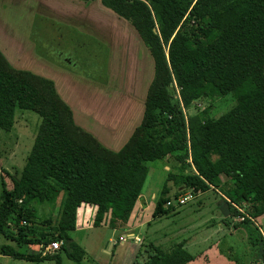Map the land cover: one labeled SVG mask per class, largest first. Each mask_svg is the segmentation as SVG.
I'll return each instance as SVG.
<instances>
[{
    "label": "trees",
    "instance_id": "trees-1",
    "mask_svg": "<svg viewBox=\"0 0 264 264\" xmlns=\"http://www.w3.org/2000/svg\"><path fill=\"white\" fill-rule=\"evenodd\" d=\"M99 1L136 30L152 58L141 119L110 150L74 123L50 79L13 67L0 51V129H10L16 108L40 119L21 170L0 175L9 180L0 192V237L9 244L0 246V255L60 264L57 253L40 251V244L56 240L79 262L85 252L68 234L76 207L94 205L92 225L107 215L113 227L139 196L147 162L162 160L168 169L152 216L171 210L165 203L177 194L168 196V183L192 195L214 188L223 196L224 218L242 217L232 227L256 233L255 259H264L253 223L264 214V0ZM172 82L176 97L166 93ZM227 93L234 104L216 118L184 112L194 100ZM41 203L57 205L54 219L37 216ZM136 257L137 264L193 259L183 241L166 248L142 242Z\"/></svg>",
    "mask_w": 264,
    "mask_h": 264
},
{
    "label": "rangeland",
    "instance_id": "rangeland-1",
    "mask_svg": "<svg viewBox=\"0 0 264 264\" xmlns=\"http://www.w3.org/2000/svg\"><path fill=\"white\" fill-rule=\"evenodd\" d=\"M43 1L48 3L46 0H0V49L7 53L12 51L15 54L16 51V54H22L19 56L18 65L23 64L24 68L15 67L18 69L40 74L39 67L29 61L38 58L47 63L49 68L68 71L70 75L64 77L69 80L73 77V84L69 85L71 96L79 101L89 95L94 99L91 102L98 103L102 108L101 125L113 127L105 123V120H113L114 125H117L131 105H140L144 85L142 82H145L149 71V79L151 78L152 60L147 49L145 50L131 25L108 9L100 7L97 1L88 5L89 16L84 21L81 18L82 13L79 12L82 11V6L76 0L60 1L59 7L53 4L59 11H52ZM52 3L54 2L50 0L49 4ZM45 74L41 73L42 76ZM56 80L62 82L60 78ZM166 93L171 97L177 96L174 82L166 87ZM233 104L232 93H227L212 99L194 100L184 108V112L189 115L203 111V120L206 121L216 118ZM139 120L140 117L132 118L122 129V139ZM39 122L40 119L34 112L16 108L10 129H0V175L3 171L14 175L21 170ZM84 123L89 128L93 127L90 120ZM96 132L101 140L113 141L107 145L108 149L119 148L122 139L115 145V137L110 138L101 131ZM99 142L101 143L100 140ZM147 165L148 172L140 194L145 196L147 202L154 203L165 181L167 170L164 169L162 160H153L147 162ZM4 175L0 178V192L1 183H9L8 177ZM168 185L169 197L174 193L177 197L188 192L177 191L170 183ZM221 197L223 198L217 190L210 187L204 192L193 194L182 204H177L176 198L170 199L169 204L165 203L171 207L169 212L161 216L147 213L144 220L148 218V222L135 229V237L125 235V241L131 239L139 245L150 241L161 248L183 241L185 249L193 255V259L185 264H202V251L207 248L217 250L218 257L213 260L214 264H263V258L255 259L258 253L256 233L242 226L232 227L240 221L241 216L220 217L225 208ZM36 209L37 216H50L52 219L58 212L57 205L52 206L49 203L38 204ZM238 211L243 213V208ZM253 223L264 243V214L253 219ZM120 233L121 230L112 231L110 227L102 224L70 231L68 234L71 239L85 252L82 260L76 262L67 258L60 248L51 254L57 253L60 264H137L140 257L135 254L136 258L128 263L124 258L126 249L123 250L119 243L116 244ZM2 244L9 242L0 237V246ZM23 250L24 247L21 248ZM208 254L210 257L211 252ZM129 255L130 260L132 256ZM0 264H55V261L44 259L31 262L0 255Z\"/></svg>",
    "mask_w": 264,
    "mask_h": 264
},
{
    "label": "crops",
    "instance_id": "crops-1",
    "mask_svg": "<svg viewBox=\"0 0 264 264\" xmlns=\"http://www.w3.org/2000/svg\"><path fill=\"white\" fill-rule=\"evenodd\" d=\"M46 1L48 3L44 2V1H43V3L47 7H49L52 11H54V10L59 11L58 9L54 8V5H55V7H59L60 6L59 2L60 1L64 2V0H59V1L51 0L52 2H54L51 5V4H49L50 0H46ZM76 1L79 2L80 5L82 6V11H79L80 14L82 13V16H81L82 21H84V18H87L89 16L88 12H87V8H88V5L91 4L92 2H96L97 1L98 5L100 7H102L105 10L108 9V8L104 7L103 5H101L99 0H88V1L76 0ZM71 2H72V0H71ZM73 10L74 9H72V11ZM108 11H111V10L108 9ZM112 13L115 14L114 12H112ZM144 48H145V50L147 49L145 46H144ZM0 51L4 55V57L9 62L10 65H13L14 67H20V68L22 67L23 64H21V66L18 65L19 56H22V54L18 55V53L16 54V51H15V54L12 51H8V53H7L3 49L2 50L0 49ZM3 51H5V53ZM24 55H26V54H24ZM151 60H152V58H151ZM29 61H32L33 65H37L39 67L38 73H40V74H37V75H39L41 77H44V78H47V79H50L52 81L55 91L57 92L59 97L70 108L74 123L76 125L78 123L79 127H81V128L83 127L82 129L85 128L86 129V130L84 129L85 131H87L89 133L91 132L93 136L95 135L94 137H96V139L98 141L100 140L101 144L105 145V146L103 145L104 147L107 148L111 143H113V141L110 142V141L105 140V139L101 140L100 136H98L96 131H101L104 135H107L110 138L111 137H113V138L115 137L114 142H116V144L115 143L114 144L117 145V143L119 141H121V139H122V134H121L122 133V129L125 128V126H127L129 124L131 119L134 118V117H135V119H138V117H140V119H141V115H142V111H143V102H144L145 92H146L147 86H148V84H149V82H150V80L152 78V74H153V64L152 63H151L152 64L151 78L149 79V77H150V71H149V73L147 75V78L145 79L146 83L142 82V84L144 83V85H143L142 98H141L140 105L138 103H135L134 105H131L130 108L128 107L129 109L125 112L124 117L121 119V122L118 123L117 125H114V121L113 120H110V121L109 120H105V123L109 124L110 126H113V127H106V125H101L102 119H100V117H102L101 115H103V114H101V112L103 113L102 108L99 106L98 103L91 102V100H94L93 98H90L89 95H88V96H85V97H88L89 99L85 98V99H87V100H85V99L81 98L82 101H81V99L79 101H77L76 98L71 96V94L69 92V87L73 84V77L70 78L71 80H69V79L64 77V76H69L70 75V73H68V71H60V70H56V69H53V68H49L47 66V63L43 62L42 60H39L38 58L33 59V60H29ZM22 68H24V66ZM42 69H44V71H41ZM41 73H46L45 74L46 77L42 76ZM56 76H59V78L62 80V82H60L61 84L59 83V81L56 80V79H59V78H56ZM71 76H73V75H71ZM138 82H139V80H138ZM97 96H98V94H97ZM104 111H105V109H104ZM77 112H79V113H77ZM76 113H77V115H76ZM87 120L91 121L90 124L93 127L91 125H89V126H91L92 128L87 127L86 126L87 123L86 124L84 123ZM133 128L130 130V132L127 134V136L122 139V141L120 142V144L118 146L119 148L127 140V138L129 137L130 133L132 132ZM113 151H116V150H113ZM163 167L166 170L168 169V167L165 166V165H163ZM153 204L154 203H151L149 201L147 202V199L145 198V196L142 193L139 194V196L131 202L130 207L126 211H123L120 214V216L117 218L114 226L110 227L112 229V231L113 230L114 231L121 230V233L119 235L120 237H119V239L117 238L118 241L116 242V244L119 243L123 250L126 249L124 258H125V260L128 263H129V261H132L135 258V254H136L137 249L139 248V244H136L135 242H133L131 239H128V238H127L128 240L125 241L124 237H125V235L126 236L127 235H130V236L134 235V237H135V235H136L135 234V229L140 227V226H142L144 223L148 222L147 221L148 218L146 220H144V218L147 217V213H150V214L152 213ZM94 212H95V206L94 205H91V204H88V203H83V202L80 203L76 207V210H75L74 229L72 231H79V230H83V229L89 228L90 226H93L92 225V219H93ZM220 217L224 218V215L222 214V216L220 215ZM107 218L108 217L106 215L104 217V219L102 220V222L100 223V225L102 224V225L108 226ZM218 227H220V226H218ZM124 242H125V245L123 244ZM111 246H114V245L112 244ZM133 251L135 253H133ZM53 252H55V250L52 251V252H49L47 254H51ZM209 252H211V256L210 257H209V254H208ZM129 254H131V256H132V258L130 260H129V256H130ZM202 254H203L202 258H204L202 264H214L213 260L218 257L217 256L218 253H217V250L215 248H214V250H212L211 248L204 249L202 251Z\"/></svg>",
    "mask_w": 264,
    "mask_h": 264
},
{
    "label": "built area",
    "instance_id": "built-area-1",
    "mask_svg": "<svg viewBox=\"0 0 264 264\" xmlns=\"http://www.w3.org/2000/svg\"><path fill=\"white\" fill-rule=\"evenodd\" d=\"M192 194L187 192L186 194H184L183 196H177L176 197V203L177 204H182L184 203V201H186L187 199L191 198ZM167 204H169V202H166ZM242 219V217L240 218V220ZM60 246V241H51L45 245L40 244V251L41 254H47L49 252H52L56 249H58Z\"/></svg>",
    "mask_w": 264,
    "mask_h": 264
}]
</instances>
